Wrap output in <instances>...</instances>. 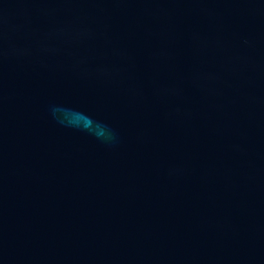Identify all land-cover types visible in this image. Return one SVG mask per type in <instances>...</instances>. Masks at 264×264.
<instances>
[{
	"label": "water",
	"instance_id": "95a60500",
	"mask_svg": "<svg viewBox=\"0 0 264 264\" xmlns=\"http://www.w3.org/2000/svg\"><path fill=\"white\" fill-rule=\"evenodd\" d=\"M0 264H264V0H0Z\"/></svg>",
	"mask_w": 264,
	"mask_h": 264
}]
</instances>
